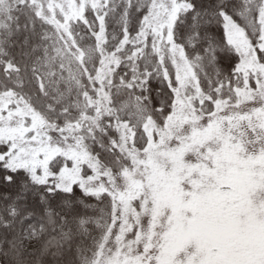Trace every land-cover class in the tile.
Instances as JSON below:
<instances>
[{
  "label": "snow or ice",
  "instance_id": "1",
  "mask_svg": "<svg viewBox=\"0 0 264 264\" xmlns=\"http://www.w3.org/2000/svg\"><path fill=\"white\" fill-rule=\"evenodd\" d=\"M0 264H264V0H0Z\"/></svg>",
  "mask_w": 264,
  "mask_h": 264
}]
</instances>
